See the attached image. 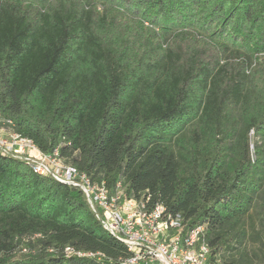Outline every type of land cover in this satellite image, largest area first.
I'll use <instances>...</instances> for the list:
<instances>
[{"label":"trees","instance_id":"trees-1","mask_svg":"<svg viewBox=\"0 0 264 264\" xmlns=\"http://www.w3.org/2000/svg\"><path fill=\"white\" fill-rule=\"evenodd\" d=\"M0 117L203 225L208 264H264V0H0ZM129 256L79 189L0 152V264Z\"/></svg>","mask_w":264,"mask_h":264},{"label":"built area","instance_id":"built-area-1","mask_svg":"<svg viewBox=\"0 0 264 264\" xmlns=\"http://www.w3.org/2000/svg\"><path fill=\"white\" fill-rule=\"evenodd\" d=\"M11 125L0 117V152L24 161L38 175L79 189L102 226L130 252L123 264H208L210 248L201 239L203 225L185 232L180 214H171L158 203L148 207V197L126 198L120 182L109 193L103 181L92 182L86 173L66 164L58 148L43 153L31 139L11 131ZM71 251L65 248L66 253Z\"/></svg>","mask_w":264,"mask_h":264}]
</instances>
